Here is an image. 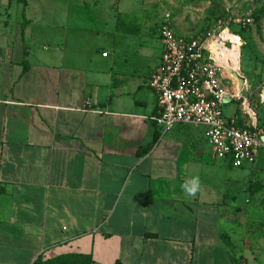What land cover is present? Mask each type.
<instances>
[{"label":"crops","instance_id":"obj_1","mask_svg":"<svg viewBox=\"0 0 264 264\" xmlns=\"http://www.w3.org/2000/svg\"><path fill=\"white\" fill-rule=\"evenodd\" d=\"M26 2L0 0V264H264L239 247L229 197L264 171V149L234 168L202 128L163 134L148 86L162 54L139 74L86 42L79 5ZM193 175L190 198L180 185Z\"/></svg>","mask_w":264,"mask_h":264},{"label":"rangeland","instance_id":"obj_2","mask_svg":"<svg viewBox=\"0 0 264 264\" xmlns=\"http://www.w3.org/2000/svg\"><path fill=\"white\" fill-rule=\"evenodd\" d=\"M71 1L83 11L80 20L86 27L81 26L87 31L86 42L96 44L103 39L107 49L115 53L113 56L128 59L130 68L139 74L143 67L155 68L160 63L163 45L159 27L163 22L171 23L177 35L201 34L217 24L229 26L241 36L240 75L248 81L246 95L257 109L258 126L264 131V0ZM250 16L254 23L244 25V19ZM106 36L112 38L111 42ZM224 114L227 120L236 116L237 125L250 124L238 102L225 106ZM256 174L241 180L244 184L229 194L231 217L238 224L239 247L264 251V244L256 247L264 240V171ZM239 261L245 263L242 258Z\"/></svg>","mask_w":264,"mask_h":264},{"label":"built area","instance_id":"obj_3","mask_svg":"<svg viewBox=\"0 0 264 264\" xmlns=\"http://www.w3.org/2000/svg\"><path fill=\"white\" fill-rule=\"evenodd\" d=\"M254 21L250 16L243 24ZM235 36L241 39L221 24L198 35H177L171 23L163 22L159 27L161 63L148 86L157 95L159 114L154 120L163 134L180 124L202 128L215 158L243 168L255 164L264 149V131L258 126V111L246 95L248 82L240 75L243 45L233 39ZM234 73L244 79L242 86ZM233 102L240 104L250 120L244 128L225 117V106Z\"/></svg>","mask_w":264,"mask_h":264},{"label":"trees","instance_id":"obj_4","mask_svg":"<svg viewBox=\"0 0 264 264\" xmlns=\"http://www.w3.org/2000/svg\"><path fill=\"white\" fill-rule=\"evenodd\" d=\"M18 1H21L24 4H27L26 0H18ZM238 126L241 128H244V126H240V125H238ZM35 264H93V260L89 256L70 255V256H60V257H57L55 259H51V260H47V261H43L40 258ZM234 264H245V263L239 261V259H236Z\"/></svg>","mask_w":264,"mask_h":264},{"label":"clouds","instance_id":"obj_5","mask_svg":"<svg viewBox=\"0 0 264 264\" xmlns=\"http://www.w3.org/2000/svg\"><path fill=\"white\" fill-rule=\"evenodd\" d=\"M202 183L198 175L190 176L181 183L180 188L186 197L195 198L201 191Z\"/></svg>","mask_w":264,"mask_h":264},{"label":"bare ground","instance_id":"obj_6","mask_svg":"<svg viewBox=\"0 0 264 264\" xmlns=\"http://www.w3.org/2000/svg\"><path fill=\"white\" fill-rule=\"evenodd\" d=\"M233 39L241 45L240 37L235 36ZM213 50H214V52L216 53L217 57H218V58H221V57H220V54L216 51L215 45H213ZM234 61L237 62V57L234 58ZM241 75H242V74H241Z\"/></svg>","mask_w":264,"mask_h":264},{"label":"water","instance_id":"obj_7","mask_svg":"<svg viewBox=\"0 0 264 264\" xmlns=\"http://www.w3.org/2000/svg\"><path fill=\"white\" fill-rule=\"evenodd\" d=\"M234 76L238 78L240 85L242 86L244 84V79L241 78L237 73H234Z\"/></svg>","mask_w":264,"mask_h":264}]
</instances>
